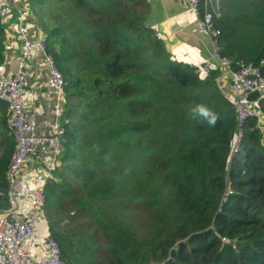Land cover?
Masks as SVG:
<instances>
[{
  "label": "trees",
  "instance_id": "obj_1",
  "mask_svg": "<svg viewBox=\"0 0 264 264\" xmlns=\"http://www.w3.org/2000/svg\"><path fill=\"white\" fill-rule=\"evenodd\" d=\"M59 2L81 21L78 34L59 21L44 23L47 0H30L27 19L64 80L68 122L43 204L64 264H264V133L256 117L247 118L233 153L237 113L222 69L200 76L175 59L148 21L145 0ZM219 5L221 55L232 68L259 65L264 0ZM17 39L0 20V67ZM81 52L90 68L86 87L72 68ZM249 102L264 115V92L250 93ZM197 105L218 114L215 126L193 117ZM6 121L0 101L2 206L15 147ZM128 210L145 214V232Z\"/></svg>",
  "mask_w": 264,
  "mask_h": 264
},
{
  "label": "built area",
  "instance_id": "obj_2",
  "mask_svg": "<svg viewBox=\"0 0 264 264\" xmlns=\"http://www.w3.org/2000/svg\"><path fill=\"white\" fill-rule=\"evenodd\" d=\"M29 1L0 0V20L16 31L20 41L18 70L7 80L0 79V101L6 104V122L15 144L6 169L5 206L0 203V264H64L58 244L49 235L37 243L33 253L29 242L36 235V222L40 213L44 215V187L61 163L65 123L68 122V118L63 117L65 95L62 73L53 57L44 50L45 37L40 35L32 38L30 35L33 24L27 19ZM182 1L185 8L196 14L195 27L198 34L208 39V57L192 65L195 72L206 76L213 69L221 68L234 93L237 113L234 153L242 141L247 118L256 117L258 129L264 133V115L258 113L249 102L250 93L264 92V75L261 71L264 59H261L259 65L240 62L237 68H232L231 59L221 55L217 41L220 29L215 25V20L221 13L219 0ZM35 51L43 54L42 62L47 72L43 86L52 93L48 134L39 131L34 117L28 118L32 111L29 99L34 98L35 93L28 92L23 68ZM25 169L31 172L24 175L22 172ZM33 171L39 174L34 177ZM32 181L34 186L30 184ZM229 194L231 190L227 188L222 200H226ZM221 241L230 242L226 237H221Z\"/></svg>",
  "mask_w": 264,
  "mask_h": 264
},
{
  "label": "crops",
  "instance_id": "obj_3",
  "mask_svg": "<svg viewBox=\"0 0 264 264\" xmlns=\"http://www.w3.org/2000/svg\"><path fill=\"white\" fill-rule=\"evenodd\" d=\"M147 3L150 9L148 21L163 37L166 48L175 59L194 65L208 57V39L198 34L194 20L184 12L182 0H149ZM19 42L17 39L7 45L5 56L9 61L0 67V79L7 80L18 70ZM42 61V52L35 51L23 69L28 92L35 93V97L29 99L32 111L28 118L34 117L39 131L48 134L53 101L50 89L43 86L47 72Z\"/></svg>",
  "mask_w": 264,
  "mask_h": 264
},
{
  "label": "rangeland",
  "instance_id": "obj_4",
  "mask_svg": "<svg viewBox=\"0 0 264 264\" xmlns=\"http://www.w3.org/2000/svg\"><path fill=\"white\" fill-rule=\"evenodd\" d=\"M6 2H8V0H5ZM146 1V0H145ZM147 2V1H146ZM149 3V2H148ZM40 8V7H39ZM72 9H75L74 7L71 6ZM185 8V7H184ZM69 6L68 5H64V2H59L56 3V0H47V7L46 10L43 11L42 14V20L44 21L45 24H49L53 21H59L64 25H69L70 27L67 28V32L71 35L74 34H78V31L81 30V21L78 19L77 15L75 14V12H73L72 10H68ZM185 14L188 15L190 17V20H194L196 19V14L192 13L190 10H188L187 8L184 9ZM34 19H36L34 17ZM80 45H82V50L84 52H86L87 50H89L90 52H92V48H90L89 46L83 44L80 41ZM86 57L85 54L83 52H81L79 55L76 56V58L73 61L72 64V68L73 71H78L79 73V77L81 78V83L83 84V87H86L88 85L89 82V73L88 71H90V68L86 66ZM82 63V64H81ZM76 64H79V66H76ZM81 64V65H80ZM228 77V75H227ZM228 94L230 95V97H234V93L232 91V89L230 88V86L228 87ZM82 100V99H81ZM80 100V101H81ZM0 152H1V147H0ZM31 170L30 169H25L22 173L24 175H27L28 173H30ZM39 174L38 171H33V176L36 177ZM31 186H34V181H32ZM27 210H29V208H27ZM127 216H131L133 218L136 219V222L133 224L136 228L137 231H144L145 232V226H143L144 222H148V219H146L145 214H143L142 212H137V211H126ZM49 235L48 233V229H47V223H46V218L44 215H42V213H40V217L38 218L37 222H36V235L35 237L30 239V244L32 245L31 247V251L32 253L35 251L36 245L38 242H40L43 238L47 237ZM139 235L144 236L143 233H140Z\"/></svg>",
  "mask_w": 264,
  "mask_h": 264
},
{
  "label": "clouds",
  "instance_id": "obj_5",
  "mask_svg": "<svg viewBox=\"0 0 264 264\" xmlns=\"http://www.w3.org/2000/svg\"><path fill=\"white\" fill-rule=\"evenodd\" d=\"M193 117H199V122H206L209 126H215L219 117L218 114L207 108L205 105H197L192 109Z\"/></svg>",
  "mask_w": 264,
  "mask_h": 264
}]
</instances>
